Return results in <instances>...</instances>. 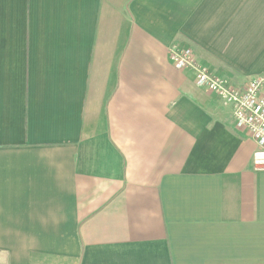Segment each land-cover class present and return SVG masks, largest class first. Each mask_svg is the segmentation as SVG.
<instances>
[{"label": "crops", "instance_id": "1", "mask_svg": "<svg viewBox=\"0 0 264 264\" xmlns=\"http://www.w3.org/2000/svg\"><path fill=\"white\" fill-rule=\"evenodd\" d=\"M228 84L264 0H0V264H264V171Z\"/></svg>", "mask_w": 264, "mask_h": 264}, {"label": "built area", "instance_id": "2", "mask_svg": "<svg viewBox=\"0 0 264 264\" xmlns=\"http://www.w3.org/2000/svg\"><path fill=\"white\" fill-rule=\"evenodd\" d=\"M171 63L179 70H192L196 85L216 94L225 104L233 107L235 125L257 144L253 167L264 171V76L256 77L244 87L230 85L201 64L191 49L172 47Z\"/></svg>", "mask_w": 264, "mask_h": 264}]
</instances>
